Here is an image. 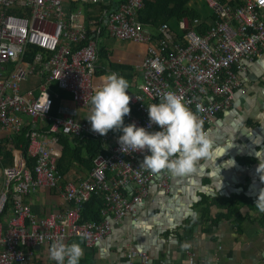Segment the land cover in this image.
Returning a JSON list of instances; mask_svg holds the SVG:
<instances>
[{
	"label": "built area",
	"instance_id": "built-area-1",
	"mask_svg": "<svg viewBox=\"0 0 264 264\" xmlns=\"http://www.w3.org/2000/svg\"><path fill=\"white\" fill-rule=\"evenodd\" d=\"M103 1L0 0V131L12 144L16 135L30 129L27 157L16 149L7 162L0 153V264L35 263L37 248L51 247L61 238L83 237L86 246L95 247L154 188L171 191L167 170L152 174L139 168L145 153L122 152L119 136H101L89 121L79 119L80 109L100 87L97 67L105 39L148 46L143 82L130 101L134 111L125 120L149 130L156 126L149 124L147 105L171 91L183 98L208 136L206 126L233 107L243 87L240 74L264 59L261 0H242L241 6L205 0L215 20L204 35L198 32L203 20L183 18L180 35L165 23L156 37L139 21L146 0H127L93 18L85 6ZM33 78L36 84L25 89L23 84ZM63 93L70 99H62ZM58 98L62 101L54 114ZM60 134L102 141L105 153L83 180L64 182L58 169ZM28 157L35 161L33 168ZM129 186L135 190L131 197L125 192ZM42 188L59 190L74 207L37 218L26 200ZM97 194L105 199V221L80 224L82 204ZM126 256L128 264L148 263L147 254L137 249H128Z\"/></svg>",
	"mask_w": 264,
	"mask_h": 264
},
{
	"label": "crops",
	"instance_id": "crops-1",
	"mask_svg": "<svg viewBox=\"0 0 264 264\" xmlns=\"http://www.w3.org/2000/svg\"><path fill=\"white\" fill-rule=\"evenodd\" d=\"M189 6L203 14V21L212 14L199 0H192ZM85 7L92 11L93 18L100 13L95 6ZM170 25L180 35L179 21ZM145 28L154 37L158 36L159 29ZM110 39H105L103 47L110 60L135 65L133 67L141 71L148 49L138 62L130 63L123 58L121 62L116 57L113 59L114 50L107 45ZM247 67V71L240 74L243 87L237 92L232 109L221 112L207 127L210 154L199 160L191 172L180 175L168 172L170 193L154 188L146 201L137 205L136 211L116 225L99 245L88 247L82 239L66 241L81 243L84 250L81 260L93 258V264H128V249L139 248L147 254V264H264L263 212L252 210L250 204L240 209V220L236 217L223 219L210 233L205 232L207 225L203 222L190 226L200 217V203L205 197L212 200L243 194L255 205L258 200H264V59ZM103 68L100 63L98 69ZM138 73L128 83L131 96L139 92V85L143 82L142 71ZM107 75H97L98 86ZM90 106L80 109L81 121L90 114ZM1 132L0 148L6 144L9 148L12 144ZM10 149L12 153L18 148ZM88 174L74 165L64 182L80 181ZM126 190L130 197L135 191L133 186ZM26 201L37 218L71 208L57 189L42 188L30 194ZM220 213L226 214L225 209L217 205L211 208L212 216ZM49 248H37L35 263L30 264H56L49 257ZM135 264L143 263L137 260Z\"/></svg>",
	"mask_w": 264,
	"mask_h": 264
},
{
	"label": "clouds",
	"instance_id": "clouds-1",
	"mask_svg": "<svg viewBox=\"0 0 264 264\" xmlns=\"http://www.w3.org/2000/svg\"><path fill=\"white\" fill-rule=\"evenodd\" d=\"M128 90V81L123 76L111 73L104 77L91 96L90 114L85 119L91 130L101 136L110 130L119 131L122 152L145 153L139 168L152 174L167 170L180 175L193 171L197 162L210 154L211 142L196 115L174 92H166L158 103L147 105L149 124L156 126L155 130L135 122L126 124L133 98ZM256 203L264 212V200ZM83 255L78 241L69 244L61 238L49 248V257L56 264H80Z\"/></svg>",
	"mask_w": 264,
	"mask_h": 264
},
{
	"label": "trees",
	"instance_id": "trees-1",
	"mask_svg": "<svg viewBox=\"0 0 264 264\" xmlns=\"http://www.w3.org/2000/svg\"><path fill=\"white\" fill-rule=\"evenodd\" d=\"M127 0H104L103 3L96 5L94 8L100 11L102 14L106 10L115 9L119 4L126 2ZM192 0H146L145 6L139 12V21L147 28L158 30L163 24H171L173 21H181L183 18H188L189 20L200 19L203 20V14L189 6ZM223 5L231 6H241L243 5L242 0H219ZM215 17L213 14L207 17L203 21L198 32L204 35L207 30L210 29ZM208 21V22H207ZM99 61L102 63L103 69H98L97 75H105L111 73H117L123 76L129 83L132 80L133 75H137L138 72L133 66H129L122 63H115L110 60L109 53L106 49H101ZM139 75V73H138ZM103 82V79L100 80ZM68 95L66 93L62 94V99L66 98ZM61 98L55 100L54 114H57V108L61 104ZM70 99V98H67ZM131 106V105H130ZM134 109L131 107V112ZM125 123L128 122L125 120ZM208 126H206L207 129ZM29 128L24 129L19 135H16L13 139L12 145L8 148V144L0 148V153L7 156V162H10L12 153L9 151L11 147H17L21 149L26 157L28 156L29 148V138L27 136ZM114 135H121L119 131L110 130ZM9 143V142H8ZM22 145V146H21ZM59 147L62 152L61 158L58 160V169L63 176H66L74 167L77 165L82 169V171L90 173L94 166L95 160L101 154L105 153L103 143L99 139H95L91 136H81L75 137L70 135H59ZM5 150V152H4ZM11 150V149H10ZM28 162L31 168L34 167L35 161L28 157ZM125 192H128L125 189ZM251 205V209L255 211H260L257 205L251 202L250 198L240 194L233 195L229 198H204L200 203L201 205V215L193 222L190 226L203 222L207 225L205 232L210 233L212 229H215L220 221L223 219H231L236 217L240 220L239 211L242 206ZM71 205V204H70ZM217 205L221 209H225L226 214L220 213L215 216L211 215V208ZM74 205H71V208ZM105 209V199L102 194L93 195L89 201L82 204L80 224H85L87 222L92 223H103L105 221V216L103 210ZM261 221L264 222V212L261 217ZM80 264H93V258H87L80 260Z\"/></svg>",
	"mask_w": 264,
	"mask_h": 264
},
{
	"label": "rangeland",
	"instance_id": "rangeland-1",
	"mask_svg": "<svg viewBox=\"0 0 264 264\" xmlns=\"http://www.w3.org/2000/svg\"><path fill=\"white\" fill-rule=\"evenodd\" d=\"M199 1H200V3L204 2L205 6L208 7L205 0H199ZM107 45H108V47H112V49L114 50V58L113 59L116 60V58H117L119 61L123 62V60H122V58H123L125 60L127 59L126 61H130V63H132V61H137V62L140 61L141 57L143 55H145V53L148 49V46L145 44L124 42V41H115V39H110L108 41ZM133 63H136V62H133ZM133 66H135V65H133ZM140 70L142 71L141 67H140ZM142 76H143V73H142ZM37 81H38L37 79L33 78L29 82L24 83L23 86L25 87V89L32 88V86L35 85ZM227 111H229V110H227ZM82 120H85V118L82 117ZM1 133L4 134L5 132H1Z\"/></svg>",
	"mask_w": 264,
	"mask_h": 264
},
{
	"label": "water",
	"instance_id": "water-1",
	"mask_svg": "<svg viewBox=\"0 0 264 264\" xmlns=\"http://www.w3.org/2000/svg\"><path fill=\"white\" fill-rule=\"evenodd\" d=\"M135 248H137V247H135ZM137 250H139L140 251V249L139 248H137ZM143 252V251H142Z\"/></svg>",
	"mask_w": 264,
	"mask_h": 264
},
{
	"label": "snow or ice",
	"instance_id": "snow-or-ice-1",
	"mask_svg": "<svg viewBox=\"0 0 264 264\" xmlns=\"http://www.w3.org/2000/svg\"><path fill=\"white\" fill-rule=\"evenodd\" d=\"M262 3H264V0H261Z\"/></svg>",
	"mask_w": 264,
	"mask_h": 264
},
{
	"label": "flooded vegetation",
	"instance_id": "flooded-vegetation-1",
	"mask_svg": "<svg viewBox=\"0 0 264 264\" xmlns=\"http://www.w3.org/2000/svg\"><path fill=\"white\" fill-rule=\"evenodd\" d=\"M232 109V108H231Z\"/></svg>",
	"mask_w": 264,
	"mask_h": 264
}]
</instances>
